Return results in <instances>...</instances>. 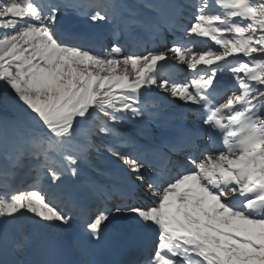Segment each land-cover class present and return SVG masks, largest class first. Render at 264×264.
<instances>
[{
  "label": "snow or ice",
  "instance_id": "6c2138e0",
  "mask_svg": "<svg viewBox=\"0 0 264 264\" xmlns=\"http://www.w3.org/2000/svg\"><path fill=\"white\" fill-rule=\"evenodd\" d=\"M67 9L109 25L111 46L63 29ZM163 30L171 47L149 45ZM168 53L187 82L162 77ZM154 88L196 120L144 144L129 129ZM0 97L14 111L0 120V264H98L18 228L71 221L59 193L93 151L108 165L83 185L98 202L83 232L150 237L116 264H264V0H0Z\"/></svg>",
  "mask_w": 264,
  "mask_h": 264
},
{
  "label": "rangeland",
  "instance_id": "374dc122",
  "mask_svg": "<svg viewBox=\"0 0 264 264\" xmlns=\"http://www.w3.org/2000/svg\"><path fill=\"white\" fill-rule=\"evenodd\" d=\"M52 2L59 3L60 0H52ZM178 2H188V0H178ZM63 14H66V15L70 14V15H72V16H74L76 18L77 21L72 25V27H75L76 25H80V24L81 25L82 24H88V25H92L93 24L86 16L79 15V14H77L72 9L65 10L63 12ZM96 25H100V26L101 25H104L105 29H107V30L110 29V26L107 25L104 22L103 23L101 22V23L96 24ZM69 29H70V27L67 30H69ZM76 36L79 37L80 35H76ZM110 37H111V35H110ZM84 38L85 37L82 35V38L81 39L83 40ZM106 41L107 40H103V43L106 42ZM110 46H111V44L109 43L108 44V47H110ZM168 57L171 59V62H170L171 66L174 67L176 70H178V72L180 73V74H178V76H179V82H187V80L190 79V76H189V72L186 69V67L181 62H179L178 60H176L171 53H168ZM164 79H166V78H164ZM170 81H173V80H170ZM174 81H176V79H174ZM149 95H164V96H167L170 101L182 102L179 99H176V98L171 97L167 92H165L164 90L159 89V88H154L151 93L147 94V96H149ZM150 99H148V100H150ZM182 103L183 104H186L184 102H182ZM2 113H4L6 116H9L11 118L14 115V111H13L12 107L10 105L6 104L5 101L3 100V98L0 97V120H3L5 118V117H3V114ZM190 113H192V112H190ZM149 124H150V122H147L146 123V126H148ZM129 130H132V129H129ZM147 130H151V129H148V128L145 129V128H143V129L136 130V132L142 133V134H147V132H148ZM105 155H106L105 153H99L98 154L97 152L93 151L92 154H91V157H90L89 161L82 162L81 168H80L79 177H80V175L84 174L82 176H84V178L86 177V178L89 179L91 177V175L89 173L91 172V174L95 178H97V173L99 171H102L103 169H105L107 167V165H108V162L104 158ZM36 183H37V181L34 178L24 177L23 182H22V184L20 186L22 188H24V189H30V186H32V185H34ZM43 183L46 184V181H43ZM84 183L85 182H82V186L80 187V189H81V191L83 192L84 195H87L86 197H88V199H89L88 200L89 201L88 204L90 206L93 201H95V202H97V201L95 200V198H93L90 195V193L88 192V190L85 187H83ZM63 188H65L64 181H63ZM62 192L59 193V195H60V201L59 202L61 204V207H64L65 206L64 202L67 203V201L64 198V195H63V199H62ZM65 211H67L69 215L73 216L72 214L74 213V208L72 210V209H69L68 207H65ZM20 220H23V223L22 224H25L26 226L28 225L27 227H28V229L31 232H37V231H39L42 228H46V227L40 226L39 224L33 222L30 219L21 218ZM57 228L58 229H63V224L62 225H59V227H57Z\"/></svg>",
  "mask_w": 264,
  "mask_h": 264
},
{
  "label": "bare ground",
  "instance_id": "6f19581e",
  "mask_svg": "<svg viewBox=\"0 0 264 264\" xmlns=\"http://www.w3.org/2000/svg\"><path fill=\"white\" fill-rule=\"evenodd\" d=\"M83 29H84V26L80 25L79 28L76 31L81 33V36L83 35L84 37H86V35L82 32ZM71 30L72 29H69L67 31L71 32ZM162 68H163V70H165L164 72H166L167 66H162ZM170 74L172 75V73H170ZM161 75H162V73H161ZM148 101L149 100H147V103H148ZM166 109H169V108H166ZM188 111H191L189 107H186V108L183 109L184 113L188 112ZM4 119H11V117L5 116ZM183 121L189 123V121L187 119H184ZM158 138H159V136L156 135V140ZM82 175H84V174H82ZM82 175H80L81 178L78 177V182H77V188L78 189L82 185V182L88 179L86 177L84 178V176H82ZM63 195H64V198L66 199L67 202H70L71 200H73V199H70V198L67 197L65 188H64V191H63ZM83 198L85 199V201H87L89 203L88 197H86V196L84 197L83 196ZM73 208H74L73 219H71V221L67 225H65L63 229H58L57 227H52V228L46 227V228L40 229L37 232H31L28 229V227H27L28 225L26 226L25 224H22L23 220L18 221V224H19L18 228H19L20 231L27 233L29 236H31L34 239H41V238L54 239L55 238V239H57V240H59L62 243L67 245V241L70 240V234H71L70 230H72L78 224H84V219L80 218V215H79V213L77 211L78 207H73ZM111 227L115 230V229L123 228V225L117 223V224H114ZM2 259H3V256L0 255V260H2Z\"/></svg>",
  "mask_w": 264,
  "mask_h": 264
},
{
  "label": "water",
  "instance_id": "95a60500",
  "mask_svg": "<svg viewBox=\"0 0 264 264\" xmlns=\"http://www.w3.org/2000/svg\"><path fill=\"white\" fill-rule=\"evenodd\" d=\"M74 18L72 16H65V15H61L59 17V22H60V25L61 27H64L65 24L71 22ZM3 114V117H5L6 115L4 113Z\"/></svg>",
  "mask_w": 264,
  "mask_h": 264
}]
</instances>
